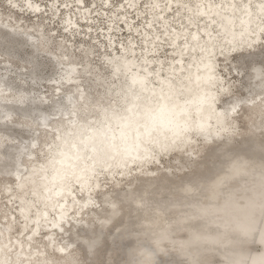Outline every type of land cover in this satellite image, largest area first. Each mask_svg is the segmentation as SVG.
I'll return each instance as SVG.
<instances>
[{"label": "bare ground", "instance_id": "6f19581e", "mask_svg": "<svg viewBox=\"0 0 264 264\" xmlns=\"http://www.w3.org/2000/svg\"><path fill=\"white\" fill-rule=\"evenodd\" d=\"M100 1L102 2V7L111 4L110 0H108L107 3L105 0ZM37 2L39 3V12L28 9L31 10V13L35 14V17H39V15L42 14L41 9L43 3H41L40 0H37ZM74 2H77V0H74ZM160 2L161 7H163V0H160ZM205 2L207 3L208 0H205ZM215 2L220 4L222 0H215ZM229 2H231V0H229ZM138 3V0H121L119 6L124 9V11H121L119 14H122L123 17L118 19L119 21H115L114 19L110 20L111 23L116 22L117 25L119 22L123 21L124 24H121V27L124 29L127 28V31L130 32L127 34L129 38L143 34L141 30H139V25L130 27L131 22L125 19L126 14L130 12V10H138ZM62 5L65 4L62 3ZM66 5V7H69V4ZM74 6L81 9L79 5ZM127 7L129 8L128 10H126ZM174 7L175 5H173V8ZM59 8L60 7H57V9ZM145 11L150 15L146 17L148 19L146 24L152 25L153 21L156 20V14L153 13L151 9L146 8ZM145 11L140 10L137 14H143ZM80 13H82V11H80ZM87 13H89V11H85L81 19L84 17L87 19ZM157 13L160 15L168 14L167 10L160 12L159 9ZM217 13H219V15H217ZM136 16H134L133 19H136ZM66 20L67 24L64 26V29L69 32L73 29L71 27L73 23L75 24L77 21L73 22L72 17L69 19L66 18ZM179 20L180 18L177 19L178 22ZM199 22L204 23L202 26L199 25V31L201 32L202 30L203 33L207 31L211 34V42L208 46V51L203 52L200 47L208 40L207 35L199 42L193 40L191 37L185 42L182 36L180 39L171 40L169 45H171L172 48L168 50H172L174 55L171 56V71L167 72L171 76L168 75L169 77L166 78L163 73L159 75L156 74L155 76L159 78L157 87L153 85V87H151V83L154 82H151L154 77H151V74L155 69H158L156 67H159V65L156 63L153 65L150 61L152 62V60H154L153 58L159 57L156 53L158 52L159 41L157 42L156 40L158 33L155 35L151 34L153 28L155 32L156 26H152L153 28L151 27V30L148 31L144 26V30L147 31V33L142 40L144 42L143 44H146V53H143L141 57L145 63H136V59L130 55L124 67L125 71L128 73L127 79L131 86H134L133 88H135L137 94L134 95L131 101H129L130 99L128 100L129 102L125 107L126 111L124 114L122 113V117H126L129 112L140 114L141 120L138 122L139 126H137V137L126 139L129 137V134L124 132L118 142H113L112 146L109 145L111 150H115L119 153L116 159H112L111 162L96 164L94 163L93 155L98 148L94 143H89V138L92 139L91 133L95 131H99L96 136L102 139L98 145L108 143L107 137L111 136L112 138H116L120 127H117L118 124L108 117L110 111L114 112L119 108L123 109L119 107L122 99L121 87L118 85L113 92L108 93V96H113L114 98H111L110 101L107 102L105 99H101L98 94L93 93L96 91V88H92L91 91L83 89V84H76L75 82L81 77L79 74L83 69L88 70L93 68V65L90 64V60L85 63L84 58H82V62L84 63H81L78 57L71 53L63 52L65 53L63 56L67 57L70 62L68 63V68L65 69L67 76L63 78L64 82H62V84L69 83L74 89L78 90V88H81V90H78L77 94L72 90L63 97L61 102H54L46 106L43 99L44 96H42V94L37 95L36 88L44 80L59 83V79L54 77L53 74L52 76L45 77L43 72L50 68V71L55 73L63 64V61L55 57L48 61L51 63V65H49L47 61L45 62L40 59L41 46H46L48 41L43 38L41 39L39 35H33L31 32L24 29L22 25H13L6 21H2L0 18V44L3 45V48L0 49V56L5 58L3 61L5 64V72L0 74V176L3 178H11L16 184L17 189H15V192L17 193L15 194L14 192L11 194L10 200L12 201V196L19 197L20 201L17 202H19L22 211L25 210L27 213H22L23 221H25V217H29V207L31 204L33 205L32 201L25 197L27 196L25 195L26 193H30L33 195L32 200H37L41 206L43 215L47 217L46 220L42 219L41 222L44 221L47 226L54 227V229L48 230L45 238L46 242H48L49 250L61 255L62 260L59 262H49L48 258L41 257V260L44 262L43 264H68L69 259L75 257L73 254L75 247H73V245L76 242H80V247L84 249L87 255L89 262L86 264H122L126 259L127 253L136 243L135 237L143 235L144 232L153 227L154 224L162 225L163 228L171 230L172 225L177 219L188 222L187 214H189L192 209L197 208L205 211L213 218H219L226 213L230 204L240 201L247 195L251 180L249 164L253 157L259 155L260 151L261 132L259 127L253 126V121L249 122L248 131L243 135L238 136V134H236L235 136H229L227 133L220 130L217 119L209 120V131L207 133L199 131L190 133L192 140L190 147L186 150L174 148L167 153L157 152L153 154L151 151L153 145L149 143V138L144 134L145 126L152 127L153 125H158L157 122L151 125L148 119L159 115L156 110V100L161 94V89L163 88L164 91L167 92L170 86H174L179 82H183L186 87L184 91L171 102L172 105L177 108V111H181V114L177 116L174 122L180 123L186 118L194 122L197 116L196 111L200 108L197 106V101L210 96L216 98V104L212 106L214 111L212 108L208 107L205 111L203 110V114L216 117L218 114L227 112V117L220 115L222 123L227 126L226 120H231L232 123L237 126V113L231 111V104L236 101H247L240 104L238 112L243 106L248 108L250 112L256 115V119L254 120L255 124H259L260 109L258 107V102L260 82L256 73L252 72L250 69L246 75L242 76V80L244 81L243 90L246 97H248L247 99H233L229 104L221 106L219 102L223 98H228V96H230L232 86L227 82L225 83L223 79L219 77L217 66L218 56L226 61L232 54L240 52L244 55L235 65V69L239 68L243 70L246 63L245 58L248 56H252L250 61L253 62V67L259 68L261 66L257 61L263 58L264 51L260 55L256 53V50L260 46V40L257 38V40L253 41L251 36L248 35L250 23L251 27H255L259 22L258 18L253 16L250 22L249 17L239 8L235 11L230 9L225 11L217 8L206 14ZM165 23H167V21ZM205 25H207V29H205ZM177 26L176 32L180 33L181 28ZM112 28L115 27L110 24L107 30ZM215 29L217 33H219V36L212 34L216 32ZM191 31L195 34L197 29L193 27ZM136 33H138L137 36L135 35ZM113 34L114 33L111 34L109 32L104 33V37L109 38L110 47H113ZM5 36L9 39L5 40ZM161 39L162 37H160V40ZM132 42L134 41L131 40V44ZM163 42L166 41L164 40ZM177 44L180 45V47H176L175 45ZM211 44L216 46L211 47ZM249 44L253 46L249 47ZM181 49L183 53H181ZM124 51L125 50L121 48V51H119L117 55L123 56ZM246 52L248 54H246ZM209 53H214L211 61L207 59ZM80 54L83 57V54ZM185 56H188V61H185ZM135 57H138V55H135ZM11 61L26 64V67L30 68L28 75L29 82L26 81L30 84V89L26 88V84L17 81L19 79L23 80V78H21L23 76L22 72H19L21 77H17L16 81L12 79L10 69L7 65ZM79 66H81V68H79ZM113 66H115V64ZM210 69L213 72L207 73ZM208 77H212L213 80L208 81L206 85L204 82L207 81ZM94 81L97 84H102L104 77L96 75ZM221 87L229 90L227 94L223 91H218V88ZM58 89H60V87H58ZM4 92L5 94L9 93L10 100L4 96ZM138 93L149 97L151 103H141L137 98ZM96 95H98V97H96ZM250 98L256 99L257 106L251 104ZM117 100H119V104L116 103ZM93 106L94 108H92ZM81 108L84 109L82 114L79 113V109ZM141 110L143 111L141 112ZM88 112H93L94 114L89 116ZM83 116L88 118V120L87 122L85 121L86 123H84V125H81ZM14 117H18L22 122L10 126L11 122H13L12 118ZM99 119L106 120V123H104L103 126L101 125V128L97 127ZM59 122L67 124L68 133H64L58 128L60 126ZM53 123H56L58 127H53ZM30 124L36 126L33 127ZM106 124H108V126H105ZM85 126L87 128L86 130L84 129ZM42 128L47 132L51 131V128H55V131H53L54 147L48 143L44 152L50 154L52 151L56 150L58 153H56L57 155L55 156H50L46 162L42 163V166H35L34 163H36L38 152L40 151L39 130ZM130 128L132 127H126V129L121 128V130L129 131ZM75 130H78L79 133L75 134ZM69 132H71V134ZM19 136L27 140L25 141L27 144H19V147H10L9 143L11 140ZM78 140H83L84 143L78 148L79 153H77V156L72 153L73 151L70 150L69 146L76 143ZM143 141L145 142L144 144L142 143ZM196 141H201L200 145H198ZM61 142H64L67 147L59 146ZM138 144H143L144 150L148 152L149 155H153V159H149L142 167L130 165L137 173L123 188H114L112 191L109 190L104 192L100 197L96 196V193H98L100 189V178L94 181L95 186H89L90 181L88 178L92 176V169L96 168L98 170L101 165H112L116 163L120 155L124 154L123 152L126 149L133 148ZM130 155L135 156L133 153ZM169 155H173V157L170 158L171 163L163 169L159 168L157 164L161 161V157ZM69 158L73 160L70 161ZM28 163L30 165H28ZM151 164L155 166L150 168L149 166ZM146 167L147 172H144ZM46 168H50V172H48ZM59 169H61L62 174L59 177L60 181L56 183ZM38 171L39 173H36ZM125 172L127 173V170H124L123 175H125ZM115 173L119 174V170L112 167L106 177L107 180L112 182L114 187L118 184L116 181L120 180V177L117 178V176H114ZM37 176L42 177L43 180L36 179ZM125 178H128V176ZM78 182H83L84 187L82 191L80 187L77 186ZM69 185L75 187L82 194L81 198L75 195V191H68L66 189ZM41 188H43V191L39 194ZM64 188L65 194L60 195V192L64 190ZM133 189H137L145 198V205L141 208H137L135 204H132L130 202V197L127 195V193L131 192ZM45 204L48 205L47 211H44ZM113 206H115L117 210L115 215L112 214ZM51 211H54L57 216L52 221V224H48L47 222L50 220L49 215ZM70 213L76 215L87 214L88 217L85 219L81 216V218H75L74 221H71V218L69 219ZM35 219L37 220L38 217L35 216ZM11 220L9 219L4 228L0 229V264H9L5 258L4 248L6 247L4 246L9 244V236L13 230V222ZM193 223H195V221H193ZM22 224L24 226V223ZM32 227H34L35 230L29 231L26 234L28 240L25 239L27 241L25 247H23L18 239L16 242L12 241L11 245L14 244L16 249L12 258V264H33L30 259L31 257H23V255L26 254V248H28L32 244V241L40 234V223H34ZM23 229L25 230L26 228ZM22 232L23 230L21 229L20 233ZM55 233L62 235L65 244L56 243L54 239ZM173 236H175L174 233ZM176 238L179 239L180 237ZM60 249H65V251L61 252ZM121 250H123V257H121L119 253ZM251 251L256 253L258 249L253 247ZM36 252L41 253L42 251L38 250ZM34 254L35 253H32L31 256ZM159 259L161 264H171V261L176 259V256L174 254H163Z\"/></svg>", "mask_w": 264, "mask_h": 264}, {"label": "rangeland", "instance_id": "374dc122", "mask_svg": "<svg viewBox=\"0 0 264 264\" xmlns=\"http://www.w3.org/2000/svg\"><path fill=\"white\" fill-rule=\"evenodd\" d=\"M138 1H139L137 5L138 10L137 11L130 10V12L126 14L125 19L131 22L130 27L139 25L138 26L139 30H141L143 34L138 35V33H136L135 35L136 36L138 35L137 37L129 38L127 34L130 32L127 31V28L124 29L121 27V24H124L123 21L119 22L118 25L116 24V22H113V23L110 22V20L112 19H114L115 21H119L118 19L123 17L122 14H119L121 11H124V9L120 8L119 6L121 4V0H110L111 4L109 6H103V7L101 5L102 2L100 0H84L82 3L74 2V0H40V2L43 3V5L41 9L42 14L39 15V17H35V14L31 13V10H28L27 8L22 9L20 7H17L15 9H10L7 3L5 2V0H0V18L2 19V21H6L7 23H10L13 25H18V26L22 25L24 29L28 30L33 35L35 36L39 35L41 39L43 38L48 41V44H46V46L45 45L41 46V53L39 56L40 59H42L45 62L46 61L48 62L51 59H54L55 57H57L61 61H63V64L60 66V68L55 73L50 71V68L49 70L47 69L43 72V75L45 77L52 76L53 74L54 77L58 78L60 82L55 83V82L44 80L36 88L37 95L42 94V96H44L43 99L45 101L46 106H49L54 102H61L63 100V97L72 90H74L75 94L78 93V90H81V88H78V90L74 89V87L70 86L69 83L62 84V82H64L63 78L67 76L65 73L66 72L65 69L68 68V63L70 62L67 57L63 56V54L71 53L74 56L78 57V60L81 61V63H84L82 62V58H84L85 63L86 61L90 60V64L93 65V66L91 65L93 68H90L88 70L83 69V71L79 74L81 77L78 78V80L75 82L76 84L77 83L83 84V89L91 91L92 88H96V91H94L93 93L98 94L99 97H101V99H105L107 102V101H110L111 98H114L113 96H108V93L113 92V90L118 85L121 87V92H122L121 98L122 99H121L120 105L122 106L119 105V107H122L123 109L119 108L116 110L117 112L110 111L108 118L111 120V119H115L116 117L123 116L124 112L126 111L125 107L127 106L128 102L131 101V99H133L134 95L137 93L135 92V88H133L134 86L132 87L130 82L127 79L128 73L125 71V68H123L122 71H116L113 69H115L117 62L119 63L123 62L121 59L122 55H117V53L119 52L118 49H120L121 51V42H123L124 44H128V42H131V40L134 41L132 42V45H134L136 48L135 55H138V57L141 58L138 60L136 59V63L138 64L145 63L141 55L143 53H146V50H145L146 44H143L144 42L142 39L147 33V31L149 30V27H148L149 25L146 24V21H148L146 17L149 14L148 12L145 11L146 8L144 7V5L148 2V0H138ZM253 2L255 3L258 1L253 0ZM62 3H64L65 5L69 4V7L62 5ZM57 5H59L60 7L59 9H57ZM74 5L81 6V9H79L78 7H75ZM83 7H86V8H83ZM128 9L129 8L127 7L126 10ZM140 10H144L145 12L143 14L138 15L137 12ZM80 11H82V13H80ZM85 11H89V13L86 14L87 19L85 17L81 19V16H84L83 13ZM181 12H183V10H181ZM70 16L72 17L73 22L74 21L75 22L77 21V22L75 24L73 23V25L71 26L73 29L67 32V30L64 29V26L67 24L66 18L69 19L71 18ZM134 16H136V19H133ZM178 18H179V15H177V19ZM171 19L172 17L169 16V20ZM177 19H176V26L178 25L177 27H179L180 20L178 22ZM110 24L111 26H114L115 28L107 30ZM203 24H204L203 22H199L200 26H202ZM144 26L147 29V31L144 30ZM108 32L111 34L114 33L112 36L113 47H110L109 45V41H108L109 38L104 37V33H108ZM156 33H158L159 35V30L157 27H156L155 32L153 28V31L151 32V34L155 35ZM201 33H203L202 30H201ZM212 34H214L215 36H219V33H217V31L213 32ZM164 40H165L164 37H162V39L159 40V42L157 41L158 42V50H157L158 52L156 53L159 57L153 58L154 60H152V62L150 61V63L153 65L155 63L158 64L159 67L161 65L160 68L156 67L158 69H155L151 74V77L154 76L151 80V82L154 81L153 83H151V87L153 86L157 87V83L159 82L158 76H155L156 74L159 75L163 73L166 76V78L171 76L167 72L171 71L170 70V64H172L171 56L174 55V53L172 52V50L171 51L168 50L169 48H172V46L169 45L170 42H167V41L163 42ZM256 51H257L256 52L257 55H260L264 51V44L260 43V46L258 47ZM80 53L83 54V57L81 56ZM246 54L248 53L246 52ZM130 55L131 53L129 52L128 56ZM243 55L244 54L242 52L234 53L226 61L220 58V56H218L217 58L219 77H221L225 83L227 82L228 84L232 86V92L230 94L231 97L228 96V98H223L219 102V105L221 106L229 104L233 99L242 100V99L248 98L246 97V94L243 90L244 81L242 80V76L246 75L250 71V68L246 71V67L249 65V63L253 65V62L250 61V59H252V56H248L247 58H245L246 63L244 65L243 70L239 68L235 69V65L237 64V62L240 60V58ZM262 57L263 58L261 60L257 61L260 64L261 62H264V55ZM185 58H186L185 61H188L189 59L188 56H185ZM4 60L5 58L0 56V74L5 72V69H4L5 64L3 63ZM109 61H112L113 63L110 64L108 63ZM48 63L49 65H51L50 62ZM114 64L115 66H113ZM7 65L10 69V74L12 76V79L16 81L17 77H21L19 72H22L23 76L21 78H23V80L19 79L17 81L21 82L22 84H26V88L30 89V84L28 83L29 82L28 75L30 72V68L26 67V64H21L15 61H11ZM79 68H81V66H79ZM96 75H101L102 77H104V81L102 82V84H97L94 81L96 79ZM58 87H60V89H58ZM3 94L8 100H10L9 93L5 94L4 92ZM98 95H96V97H98ZM140 97H141V100H140ZM137 98L141 101V103H148V104L151 103L149 100L150 98L145 95H140L138 93ZM145 99L146 100L148 99V100L146 101ZM28 103H29V100H28ZM92 108H94V106ZM79 110L78 111L81 114H82V111H84L83 108ZM93 114H94L93 112H88L89 116ZM255 119H256L255 114L250 112L248 108L244 106L241 107L239 112L236 114V122H237L236 128H237L238 136H241L244 133H246L248 131L249 122L254 121ZM87 120L88 118L83 116L82 118L83 122H81L82 123L81 125H84V123H86ZM12 121L13 122H11L10 126H12V124L17 125L18 123L22 122V120H20L18 117L12 118ZM104 123H106L105 119H99L97 123V127L101 128L104 125ZM59 124L60 126L58 127L56 123H53V127H58L62 132L68 133L67 124L62 123V122H59ZM242 124L245 126L242 127L241 126ZM30 125L33 127L36 126L33 124H30ZM54 129L55 128H51V131L49 132H47L43 128L39 130L40 151L38 152L37 161L36 163H34L35 166H42V163L46 162L50 158V156L57 155L56 153L58 152L56 150L52 151L50 154L44 152V149L48 143H50V145L54 147V140H53L54 139L53 131H55ZM84 129L85 130L87 129L86 126ZM25 141L27 140L19 136L18 138H14L13 140H11V142L9 143V146L19 147L22 144H27V142ZM196 143L200 145L201 141H196ZM171 157H173V155L161 157V161L158 162L157 166L163 169L164 167H166L167 165L171 163L170 161ZM28 165L30 164L28 163ZM154 166H155L154 164H151L149 167L153 168ZM46 169L48 170V172H50L49 170L50 168H46ZM144 172H147V167L144 169ZM136 173L137 172L134 169L130 174L128 172L127 173L125 172V175H122L123 177L119 175L118 173H115L114 174L115 177L116 176L117 178L120 177V180L116 181V183L118 184H116L115 187L114 185H112V182L110 180L106 179L107 176L100 175L99 176L100 189H99V192L96 193V196L100 197L102 196L104 192L109 191V190L112 191V189L114 188H117V189L123 188L124 186H126L128 182H130L135 177ZM127 176L128 178H125ZM36 179L43 180L42 177H38V176L36 177ZM15 189H17V186L11 178H3L0 176V229L4 228L5 224L7 223L9 219L10 220L12 219L11 221L13 222V230L9 236L10 238L9 244H7L8 246L7 245L4 246L6 247L4 248L5 258L9 264H12V261H13L12 258L16 252L15 245L14 244L11 245L12 241L16 242L18 239L22 243L23 247H25L27 244V241L25 239L28 240V238H26V234L29 232L28 228H31L36 221L35 215H32V213L36 212V208H34V206L31 204L29 207V217H28L30 219H27L26 221L28 227L27 228L24 227L23 224L21 223L24 219L22 217V209L20 208V204L19 202H17V201H20V199L18 196H15V197L12 196V201L10 200V196L11 194L15 192ZM42 191H43V188L39 190V194ZM16 193L17 192H15V194ZM25 195H27L28 197L27 196L25 197L28 198L33 203L34 201V199L32 200L33 195L30 193H26ZM75 195H77L79 198H81L82 196V194L77 189L75 190ZM35 201L37 202V200ZM53 214L55 217L57 216L54 211H51L49 215L50 220L47 222L48 224H52V221L54 220ZM81 216H83L85 219L88 217L87 214H83V215L71 214L69 216V219L71 218L70 220L74 221L75 218H81ZM41 220L42 219H40V234H38V236L32 241V244L28 248H26V254L23 255V257L24 258L31 257L30 259L33 262V264H43L44 262L43 260H41L42 259L41 257L48 258L49 262L50 261L59 262L62 260L61 255L56 254L52 250H49L48 242H46V238H45L48 230L52 228L54 229V227L47 226L46 223L44 221L41 222ZM23 228H26V229L24 230ZM21 229L23 230L22 233H20ZM54 239L56 243L58 244L59 243L65 244V241L62 239V235L58 233H55ZM73 247H75L73 251V254L75 255V257L79 259L82 262V264L88 263L89 260L87 258V255L84 249L80 247V242H76L73 245ZM38 250H41L42 252L41 253L36 252ZM32 253H35V254L31 256ZM119 253H120V256L123 257V250H121Z\"/></svg>", "mask_w": 264, "mask_h": 264}, {"label": "snow or ice", "instance_id": "6c2138e0", "mask_svg": "<svg viewBox=\"0 0 264 264\" xmlns=\"http://www.w3.org/2000/svg\"><path fill=\"white\" fill-rule=\"evenodd\" d=\"M8 7L10 9H15L17 7L20 8H27L32 9L34 11L39 12V3L37 0H5ZM83 0H77V3H82ZM107 3L108 0H105ZM173 5L175 7L173 8ZM67 6V5H65ZM59 7V5H57ZM145 8L151 9L153 13L156 14V20L153 21L152 25H149V30H151L152 26H156L159 30V35L156 36V40L159 41L160 37H164L165 41L170 42L171 40L180 39L181 36L183 37V40L186 42L189 37H191L193 40H196L199 42L205 35L208 36V40L205 41L204 45H201V51L207 52L208 46L211 42V34L205 31L204 33H201L199 31V21L205 17L206 14L210 13L213 9H221V10H232L235 11L236 9H240L243 11L250 19L253 16L258 18V24H256L255 27H251L250 23V31L248 32V35L251 36V39L253 41L257 40L259 38L260 43L264 44V0H258V2H253V0H222L220 4H217L215 0H208L206 3L205 0H163V7H161L160 0H148V2L144 5ZM159 9L160 12H164L167 10V15H160L157 13V10ZM183 10V12H181ZM177 15H179L180 18V24L179 27L181 28V32H176V19ZM219 15V13H217ZM169 16L172 17L171 20H169ZM167 21V23H165ZM195 27L197 29L196 33L193 34L191 29ZM205 29H207V25H205ZM186 30V31H185ZM5 40H8L9 38L5 36ZM176 47H180V45H175ZM216 45L211 44V47H215ZM252 44H249V47H252ZM3 48V45L0 44V49ZM121 48L124 49V54L122 56V61L124 63H116V67L114 70L116 71H122L123 68L127 64L128 55L129 52L131 53V56L135 59H141L139 57H135V46L129 42L128 44H124L121 42ZM6 50V49H5ZM120 51V49H118ZM181 53H183V50L181 49ZM214 53H209L207 59L211 61L212 56ZM108 63H113L112 61H109ZM251 69L252 72L256 73L259 82H260V93H259V102L258 107L260 109V120L259 124L256 125L255 121H253V126H257L260 129L261 132V138H260V151L259 154L262 159H264V62H261V66L259 68L253 67L251 63L246 67V71L248 69ZM135 83V80H134ZM143 83V82H141ZM185 85L183 82H179L175 84L174 86H170L168 91L165 92L164 89H161V94L159 98L156 100V110L163 115L166 112H171L173 105L172 101L179 96L185 89ZM218 91H223L227 94L229 90L218 88ZM255 95V94H254ZM251 99V104L253 106H257L256 99ZM247 101H236L231 104V111L233 113H238V109L241 103H245ZM111 103V102H110ZM117 104H119V100L116 101ZM216 104V98L212 97L209 101V107L212 108ZM214 111V108H212ZM220 115H224L227 117V112L223 114L217 115V122L220 126V130L227 133L229 136H235L237 134V128L232 123L231 120H226V125L223 123H220ZM171 123V121H170ZM242 127L245 125H241ZM198 129H193L187 122L184 124L175 123L174 127L171 129V136L167 135L166 133L162 134L161 127L160 126H152L148 127L145 126L144 134L149 138V143L153 145L152 153L155 154L157 152L159 153H167L171 151L174 148H179L182 150H186L188 147L191 146L192 140L190 133L193 131H198ZM191 154V153H189ZM112 159H116L113 157ZM149 159H153V155H149L148 152H145L144 154H138L135 156H132L130 154H121L120 158L116 161V163L112 165H101L99 169L96 168L92 169V176L89 177L90 184L89 186H95L94 181L99 179L100 174H104L107 176L108 172L111 171L112 167H115L119 170V174L123 175L124 170H127V172L130 174L133 171V167H142L144 163H146ZM238 171V169H237ZM78 187H80V190H83V182H78ZM68 191H75L76 188L72 185H69L66 187ZM127 195L130 197V202L132 204H135L137 208H141L145 205V198L144 196L137 190L133 189L131 192L127 193ZM33 206L36 208V212L32 213V215H35L38 217V219L35 221V224L40 223V219H47L46 216L43 215V212L41 211V206L39 203H37L35 200L33 201ZM54 207V206H53ZM48 205H44V211H47ZM14 211V210H13ZM116 208L113 206V212L112 214H116ZM28 217H25V221H22L21 223H24V226L27 228L28 225L26 223ZM53 219H55V216L53 214ZM51 223V221H50ZM35 228L31 227L28 228V231H34ZM67 247V246H65ZM61 252H64L65 249H60ZM68 264H82V262L73 257L69 259Z\"/></svg>", "mask_w": 264, "mask_h": 264}, {"label": "clouds", "instance_id": "9594fccd", "mask_svg": "<svg viewBox=\"0 0 264 264\" xmlns=\"http://www.w3.org/2000/svg\"><path fill=\"white\" fill-rule=\"evenodd\" d=\"M249 170L247 195L230 204L222 217L213 218L197 208L187 214L188 222L177 219L171 230L154 224L135 237L122 264H161L163 254L176 256L171 264H264V159L260 154L251 159Z\"/></svg>", "mask_w": 264, "mask_h": 264}, {"label": "water", "instance_id": "95a60500", "mask_svg": "<svg viewBox=\"0 0 264 264\" xmlns=\"http://www.w3.org/2000/svg\"><path fill=\"white\" fill-rule=\"evenodd\" d=\"M210 72H213V71L210 69L209 72H207V73H210ZM212 80H213L212 77H208L207 81L204 82V84L207 85L208 84L207 82L212 81ZM211 98L212 97L207 96V97L199 99L197 101V106H199L200 108L196 111L197 116H196L194 122H192L190 119L186 118L183 122H180V124H184L185 122H187L193 129L199 128L200 129V130H198L199 132L207 133L209 131L208 121L213 120V119H217V116L215 117L213 115L203 114V110L205 111L209 107V101ZM140 100H141V97H140ZM188 104H190V103H188ZM142 111L143 110H141V112ZM157 113L159 115H157L151 119H148V122L151 123V125H153V124H155V122H157L158 123L157 126L161 127L162 134L168 132L166 134L171 136V134H172L171 129H172V127H174V125H175L174 123H177L174 121L176 120L177 116L181 114V111H179V110L177 111V108L175 106H173L171 112H166L163 115H161L158 111H157ZM112 120H113V122H116L118 124L117 127H120V130H119V133H117L116 138H112L111 136L107 137L108 143H106V144L102 143V145H98V143L101 142V140H102L100 137L96 136L99 133V131H97L98 133L96 131L94 133L88 132V133H91V137H92V139L89 138V143H94L98 148V150H96L94 152V155H93L94 163H96V164H98V163L102 164L103 162L104 163L105 162H111L113 157L116 158L118 156L119 153H117L115 150H111L109 148V145L112 146L113 142H115V143L118 142L124 132H127V134H129V137H127L126 139H130L132 137H134V138L137 137V132H136L137 126H139L138 122L141 120L139 113H130L129 112V114L126 115V117L115 118ZM170 121H171V123H170ZM220 123H222L221 119H220ZM105 126H108V124H106ZM126 127H132V128H130L129 131L121 130V128L126 129ZM74 132H75V134L79 133L78 130H75ZM69 133L71 134V132H69ZM83 143H84L83 140H78L76 143H74L70 146L68 145V146H69L70 150L73 151L72 153L74 155H77V153H79L78 148L81 147ZM142 143L144 144L145 142L143 141ZM143 144H138L133 148L126 149L123 153L124 154H132L133 153L134 155L144 154L146 151L143 148ZM59 146L67 147V145L64 142L59 143ZM69 160L72 161L73 159L69 158ZM40 172H43V171H40ZM36 173H39V171ZM61 174H62L61 169H59L58 175H57L58 179H56V183H58L60 181L59 177ZM33 189H34V187H33ZM63 194H65V188H64V190H62L60 192V195H63ZM22 213L27 214L25 212V210H23ZM62 220H63V218H62ZM184 222H186V221H184Z\"/></svg>", "mask_w": 264, "mask_h": 264}]
</instances>
